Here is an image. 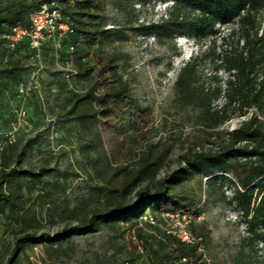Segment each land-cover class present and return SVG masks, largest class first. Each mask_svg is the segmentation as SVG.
<instances>
[{
  "label": "rangeland",
  "instance_id": "rangeland-1",
  "mask_svg": "<svg viewBox=\"0 0 264 264\" xmlns=\"http://www.w3.org/2000/svg\"><path fill=\"white\" fill-rule=\"evenodd\" d=\"M17 0H0V10H7ZM103 6L105 28L112 30L101 41L83 44L79 52L72 46L51 48L43 46L39 53L21 47L18 50L0 43V165L11 166L17 154L21 167L50 168L42 184L26 194L29 204L36 208L42 220L41 231L51 234L68 223L67 215L45 212L47 202L68 205L70 208H92L97 205L96 184L101 180L94 168L96 150L94 129L79 119L83 106L74 104L91 81L77 73L83 66H93L99 50L117 58L118 71L128 81L131 93L142 108L150 113L149 139L156 150L165 153L157 177L172 174L180 181L174 192L189 207L190 227L203 238V257L206 264H234L245 234L244 222L229 198L233 191L230 180L216 172H193L187 168L183 156L192 148L207 150L217 147L225 138L224 132L240 124L252 112L264 121V103L247 108L240 115L238 98L228 103V73L224 61L208 52L215 39L218 53L241 50L244 42L239 33H231L235 26L216 25L212 38L194 41L188 32H171L159 25L167 6L156 0L136 1L133 11H123L110 0H99ZM156 24L148 31L142 25ZM264 34V10L260 13L259 34ZM79 56H83L81 61ZM192 56H197L196 73L191 96H178L176 79L180 69ZM80 62L82 64H80ZM264 79V66L257 70V81ZM219 86L211 109L227 107L228 120L213 125V115L202 112L199 99L201 89ZM119 161L134 168L137 153L119 157ZM145 184L142 181L138 186ZM135 189H133L134 191ZM133 194V192H132ZM150 208L139 210L127 224H100L90 233H81L60 243L44 242L27 246L16 264H150L146 243L158 245L164 236L163 219ZM129 223L135 224L128 229ZM19 228L0 215V259L12 238L11 231ZM142 236V240L138 235Z\"/></svg>",
  "mask_w": 264,
  "mask_h": 264
},
{
  "label": "trees",
  "instance_id": "trees-1",
  "mask_svg": "<svg viewBox=\"0 0 264 264\" xmlns=\"http://www.w3.org/2000/svg\"><path fill=\"white\" fill-rule=\"evenodd\" d=\"M48 0H17L7 10H0V43L7 46L4 34L13 27L30 26L29 14ZM63 20L68 22L71 31L62 40L61 46H72L78 53L86 43L101 41L104 35L112 39L114 33L105 28L103 6L99 0H56ZM123 11H133L136 1L147 0H110ZM168 2L164 17L159 25L171 32H188L194 41L212 38L216 25L235 26L231 33H239L244 42L236 52H216L215 39L208 52L224 61L228 73L235 71L236 78L228 80V103L238 98L240 115L248 113L247 108L264 103V79L257 81V70L264 66V34H259L260 13L264 10V0H156ZM156 24L142 25L141 30L148 31ZM51 48L49 41L42 46ZM8 47V46H7ZM28 46V40L17 43L12 50ZM9 48V47H8ZM95 64L83 66L78 71L79 78H86L91 72V81L86 90L74 99V104L83 106L79 119L95 127L94 142L96 150L94 168L101 182L96 184L97 205L92 208L73 207L56 202H47L45 212H61L73 223L65 224L51 234L41 231L42 220L36 208L29 204L26 194L32 193L43 182L50 168L21 167L17 154L11 166L0 165V215L19 228L11 231L12 238L0 264H16L19 255L27 246L44 242L60 243L70 237L94 231L100 224L123 223L139 210L150 208L148 215L158 211L162 217L167 211H190L182 198L174 192L179 177L168 174L157 177L165 153L156 150L149 139L150 113L142 108L129 88L128 81L118 71L114 54L99 50ZM83 56H79V60ZM197 56L180 69L176 87L178 96L188 99L194 75ZM80 64H82L80 62ZM84 65V64H82ZM6 72L0 69V75ZM220 92L201 89L199 99L202 112L213 115V125L219 126L229 119L225 104L222 109L212 110L213 98ZM264 111V110H263ZM226 138L214 148L197 150L192 148L183 156L188 169L193 172H205L230 180L233 191L229 202L240 212L244 222L245 234L234 264H264V121L252 112L240 124L224 132ZM137 153L138 162L134 168L121 163L119 157ZM142 181L145 184L138 186ZM133 189H135L133 191ZM133 192V194H132ZM163 219L164 236L158 245L145 242L150 264H206L203 253L196 245H189L167 232V223ZM191 223V222H190ZM135 224L129 223L128 229ZM188 228L197 236H202ZM140 235V234H138ZM142 240V236H139ZM203 240V238H202Z\"/></svg>",
  "mask_w": 264,
  "mask_h": 264
},
{
  "label": "built area",
  "instance_id": "built-area-1",
  "mask_svg": "<svg viewBox=\"0 0 264 264\" xmlns=\"http://www.w3.org/2000/svg\"><path fill=\"white\" fill-rule=\"evenodd\" d=\"M163 4L168 6L171 2H163ZM29 20V27L17 25L3 35L9 48H14L17 43L24 39L28 40L29 48L37 53L41 51V46L45 41L51 42L52 40L55 43V47L59 48L62 40L71 31L69 23L63 20L56 0L43 2L29 14ZM236 212L240 216V212ZM149 217L152 219L150 215ZM162 217L167 223L168 233L173 234L186 244L196 245L197 249L203 253L202 238L195 235L188 228L190 222V214L188 212L182 210L167 211L162 213Z\"/></svg>",
  "mask_w": 264,
  "mask_h": 264
}]
</instances>
